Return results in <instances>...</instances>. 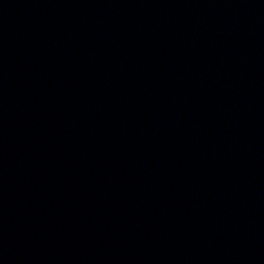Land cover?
<instances>
[{"label": "water", "instance_id": "water-1", "mask_svg": "<svg viewBox=\"0 0 264 264\" xmlns=\"http://www.w3.org/2000/svg\"><path fill=\"white\" fill-rule=\"evenodd\" d=\"M0 264H264V0H0Z\"/></svg>", "mask_w": 264, "mask_h": 264}]
</instances>
